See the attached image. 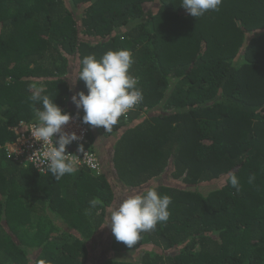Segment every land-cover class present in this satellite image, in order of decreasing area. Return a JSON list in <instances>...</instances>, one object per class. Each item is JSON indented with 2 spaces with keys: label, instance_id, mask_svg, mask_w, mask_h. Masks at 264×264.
Returning a JSON list of instances; mask_svg holds the SVG:
<instances>
[{
  "label": "trees",
  "instance_id": "1",
  "mask_svg": "<svg viewBox=\"0 0 264 264\" xmlns=\"http://www.w3.org/2000/svg\"><path fill=\"white\" fill-rule=\"evenodd\" d=\"M119 49L132 52L143 100L100 129L113 138L114 181L135 189L168 174L184 186L143 190L171 197L168 221L132 248L112 234L110 250H142L139 264H264V0H222L199 18L181 0H0V264H137L90 260L115 198L97 153L99 175L78 168L57 181L5 151L42 110L30 86L82 117L71 100L87 94L82 59Z\"/></svg>",
  "mask_w": 264,
  "mask_h": 264
},
{
  "label": "clouds",
  "instance_id": "2",
  "mask_svg": "<svg viewBox=\"0 0 264 264\" xmlns=\"http://www.w3.org/2000/svg\"><path fill=\"white\" fill-rule=\"evenodd\" d=\"M221 3L222 0H181V6L195 18L202 17L208 11H218ZM81 63L78 80L85 82L87 94L81 91L71 100L77 109H83L84 114L80 117L84 124L89 125L90 133L93 132L92 126L108 131L122 115L143 100V92L137 87L138 80L129 71L134 63L132 52L128 49L109 50L99 59L95 54L87 55ZM30 90V100L42 105V110L35 109L37 122L30 126V132L37 142H42V148L47 146L39 164L45 165L59 181L65 174H72L76 170L73 162L66 159V146L78 137L74 132L69 134L62 130L72 119L71 112H63L49 96L42 95L43 88L30 86ZM55 134H59L58 138H54ZM79 150L83 152V147ZM254 179V175L250 176L248 182L252 183ZM228 182L237 192L241 190L235 172L230 174ZM89 204L96 207L102 201L94 197ZM170 204L171 197L160 195L155 189L129 195L117 207L109 210L105 225L110 226L118 242L132 248L140 240L141 233L155 230L158 223L168 221Z\"/></svg>",
  "mask_w": 264,
  "mask_h": 264
},
{
  "label": "built area",
  "instance_id": "3",
  "mask_svg": "<svg viewBox=\"0 0 264 264\" xmlns=\"http://www.w3.org/2000/svg\"><path fill=\"white\" fill-rule=\"evenodd\" d=\"M136 109L137 105L122 115L119 120H126L128 115ZM70 114L72 119H70L67 125L63 126L62 130L69 134L76 133L78 139L66 146V159L73 162L75 169L84 168L94 175H99L102 171V165L91 147L89 140L90 127L84 124L82 118L77 116V114ZM35 123L20 121L14 128L15 138L11 143L5 144V151L8 157L19 164L32 167L39 173H45L47 169L45 165L39 164V160L47 146L42 148V142H37L32 137L30 126ZM100 128L104 133L109 132V130L106 131L103 127ZM58 135L55 134L54 138H58ZM81 146L83 147V152L79 150Z\"/></svg>",
  "mask_w": 264,
  "mask_h": 264
},
{
  "label": "rangeland",
  "instance_id": "4",
  "mask_svg": "<svg viewBox=\"0 0 264 264\" xmlns=\"http://www.w3.org/2000/svg\"><path fill=\"white\" fill-rule=\"evenodd\" d=\"M155 8L156 6L154 8L152 7V11L155 10ZM125 28H129V26L127 25ZM74 77L75 76L73 73L71 77L72 81L74 80ZM92 128L99 129V127H93V126ZM112 139L113 138L111 136H105L104 134H96L94 136V139L92 140L93 148L101 158L103 165H105L106 172L110 176L115 198L112 205L107 210L105 222L102 226V229H100V231L96 234L94 243H92L90 260L93 262L100 263L102 260L106 258H112L116 260L131 261L133 263L139 264V260L142 255V250L133 249L131 251L122 254H115L110 250L109 246H110V237L112 235V231L110 226L105 225L108 222L107 216L109 210L117 207L122 200L127 198V196L139 194L148 187L157 184H165V183L174 186H184V184H180V182L177 180L172 181V179L170 178V176H168V174H163L159 178L153 179L152 181L148 182L141 188L134 189V188L126 187L120 183H116L114 181L115 180L114 172L112 171V167H111ZM223 181H224L223 179H219L214 182L200 183L195 186H190L189 188L192 190L193 189L198 190L202 193H206L216 188L220 184H222Z\"/></svg>",
  "mask_w": 264,
  "mask_h": 264
},
{
  "label": "crops",
  "instance_id": "5",
  "mask_svg": "<svg viewBox=\"0 0 264 264\" xmlns=\"http://www.w3.org/2000/svg\"><path fill=\"white\" fill-rule=\"evenodd\" d=\"M93 129V135L95 136L96 134H102L100 129L98 128H92Z\"/></svg>",
  "mask_w": 264,
  "mask_h": 264
}]
</instances>
